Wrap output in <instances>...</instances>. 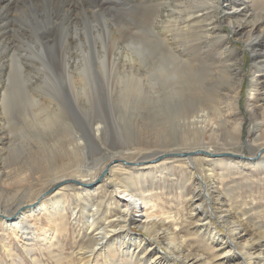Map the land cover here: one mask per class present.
Instances as JSON below:
<instances>
[{"label":"bare ground","instance_id":"6f19581e","mask_svg":"<svg viewBox=\"0 0 264 264\" xmlns=\"http://www.w3.org/2000/svg\"><path fill=\"white\" fill-rule=\"evenodd\" d=\"M161 1H164L162 2L164 7L166 5V0ZM218 2V0H171L170 3L173 5L172 7H174V10H172L173 12L165 15L167 18L165 21L163 16L164 12L161 13L162 8L158 10L156 7L158 14L154 18L153 28L150 29L149 32L151 37H147L146 40L140 41L137 46L133 45L135 44L134 41H131V43L127 45L122 44L123 46H121L120 49H123L121 50L123 53L119 54L122 62H119L120 64L117 66L114 63H112L114 65L109 66L110 71L118 70V80L123 83L121 93L129 95L134 99L136 108L131 113V117L134 122L136 123L144 120V124H146L147 121L148 126H146V128L149 129V132L147 133L146 138H154L153 142L139 143L142 138L141 135H139L140 133L132 131L133 128H136V130L138 128L135 126V123L125 125V128H130L129 132L131 131L130 135L134 139L132 144L135 145V148L136 145H142V148H144V146H161L168 147V149H170L169 147L176 149V151L173 152L161 153V151L156 154V156L160 155L159 157L161 158H186L181 155L189 153L194 155L196 153H200V151L207 158L212 156L210 153V148L212 146L204 138L210 131L211 135H214L213 124H210L207 121V114H198L201 111L204 112V110H193L190 107L188 101L191 100V97L189 96L187 87L190 85H202L205 84V82L208 84L213 80V75L201 74L198 67L193 65L188 53H186V47L191 42L190 37H194L192 41H196L197 43L203 41V44L207 46L209 53H215L217 55L216 62L220 65L223 71L226 72V74L231 75L230 73L232 72H239V74L232 79L230 87L227 90V94L224 97L226 104L222 103L223 108L220 109L222 113H228L229 117H231L229 120L234 119L237 131H239L243 126V123L238 122L237 120L239 116L237 114V108L239 106V99L241 97V90L243 87L241 76L243 72L241 64L243 62L244 51L247 49L252 53L253 76L249 108L251 115L256 121V127L253 130V135L256 139L260 138L262 134L264 136V15H259L255 10H253L254 12H251L255 0H227L225 2V6L223 7L224 15L223 17H220L212 12L215 11V9H219ZM259 2L261 1L259 0ZM29 4L30 7H28V9L17 8V10L14 11L16 18H26L25 21L29 22L30 28L26 31L27 34L29 32H33V30L41 33L45 31L44 28L50 29L47 30V32H53V29L66 30L68 32V38H74L75 42H77L79 41L76 40V38L79 37L78 30L81 29L82 31V29H84L86 30V33L90 30L88 27L89 24L87 22L85 23L84 19L94 18L97 21V18L100 20L103 18L104 9L102 7L99 8L95 6V3L93 4L88 0H32ZM199 5L203 7H200ZM24 7H27L26 2ZM202 11L206 12V14H202ZM208 11H210L213 15H210ZM199 13H201V15L196 16V14ZM11 14L12 12L8 10V7L0 5L1 22L5 17L10 16ZM207 15H209V18L206 17ZM94 19L92 20L94 21ZM193 19L201 21L197 23L193 22L191 24ZM203 20L205 22H203ZM221 21L226 25L232 26V32L229 33L232 35L231 39L228 35L220 36L223 33L220 28ZM101 26L102 25H100V27ZM131 30L132 28L127 27V31L131 32ZM139 33L143 34L144 31L139 30ZM153 33L155 36H152ZM168 33H170V35ZM29 35L32 37L30 33ZM233 41L240 42L244 48L238 56H235V53L233 54V50L235 49L234 45L231 44ZM155 44L160 45L159 52L156 53H154L153 50V46H155ZM1 47L2 46H0V49H3ZM5 50L9 53L11 49L8 47ZM139 56H143L144 60L141 61ZM10 63L13 64L12 68H10L12 70L10 71H8L6 62H3V65L1 64L2 66L0 67V74H2L0 75V79L10 78L13 84L11 88H5L4 86L0 87V96L2 97L0 98L2 99L1 114L4 115L5 112L8 113V111L19 105L24 106H20L18 108H21V111L27 110L32 125L38 128L39 132L47 134L43 140H40L42 137L37 140L40 145L39 147L42 150L40 153L43 155V162L30 165V174L27 176L24 170L19 169L16 170L17 173L13 176L16 178L23 176V178L21 177V181L19 183L28 182L30 180L36 183V180L39 177L40 179L51 177L50 182L47 184L49 186L63 183L68 179L71 181H79L82 185H89L100 177L99 174L101 170L98 171L96 169L97 164L106 158L110 161V164L102 170L104 175L106 173L108 174V177L104 182L113 183V191L117 195L116 197L120 198L119 206L116 207L118 208V214L112 216L114 209L112 210L110 207H107V205L106 207H103L104 200H100L98 203L92 201L90 204L86 196L84 198L80 193H78L76 200L78 202L80 200H85L88 207H82L81 213L80 210L78 212L75 211L74 208L71 209V211L73 213V217H75V223L79 222L78 224H80V222L84 221V230L89 233L86 236L89 238V244L86 247L84 246L85 248H83V245L80 246L81 248L78 252H71L67 260H65L62 258L65 250L61 243V246L57 247V250L60 251V255L54 257L56 262L60 264H97L96 257L102 255L104 258L102 262H100L102 264H209L208 261L199 258L197 255L191 254V250L189 252L186 245L187 242L178 238V232L176 227H174L176 225L174 220L168 221L169 219L166 217L164 210L158 209L154 199H151V195H146V193L149 192V189L145 186V175L143 176L141 173L138 175L137 181L140 188L128 186L126 182L125 185L122 186L121 184L124 183V180H122L121 176H119L121 179L118 178L117 175H122V172H125L126 168L122 167L123 169L118 171L111 170L112 166L119 164L115 163L120 159V157L132 153L129 149L131 146L127 147V151H123L124 149L120 147L122 151H116V153H103L101 151L102 149L100 148V150L97 145L102 142L103 136L106 133V127L101 120L96 117H93V121L90 123L84 122L85 124H83L78 122L75 126V124H70L75 122L73 121L64 124L63 128L54 127L56 121L66 122V120L60 116L63 112L62 106L55 103V97L47 93L41 92L40 94L34 93L32 95L31 92H27V95L25 93H20L21 89H18L19 86L16 88L15 85H20L24 82V79L20 81L19 78H16V76H18V72L14 71V64L16 63ZM100 64L102 65L100 70L103 71L102 74H105L104 70H107V64ZM82 65L83 67L78 70V67L75 69L72 63L68 62L66 68L67 71L73 75L69 74V79L72 83L74 82V75L77 76L78 80L74 82V84L77 86L81 85L83 88L79 91V94L87 96L88 91L86 92L85 88L91 83L93 80L92 78L94 77H91L92 69L89 68V64L84 62ZM41 71L42 70H40V72ZM21 75L22 74H20V76ZM44 75L46 78L51 80L52 75L48 70L44 73ZM48 79H45V81H50ZM221 79H225V77L223 76ZM143 82L150 84L151 91L157 95L149 96L146 94L145 99V96L143 95L145 94V89L142 86ZM156 84H159L160 91H157L158 87H156ZM114 91H116V88ZM147 92L149 91H146V93ZM41 97H44L43 99L48 98L47 100H51L48 101L47 104L49 107H52V109L49 107H43V103L38 101ZM151 101L154 105L150 109L149 104ZM165 105L166 109L164 110L162 107ZM144 106H147L149 109L141 108ZM45 114H47V116L42 119ZM145 116L147 118H143ZM177 131H179V133H177ZM48 135H51V140L45 139ZM208 140H210V136L208 137ZM127 144L128 142H124V145ZM178 144H180V147L187 145H191V147L185 148V150L189 149L187 152H182L180 151V148L174 147V145L177 146ZM237 144H235V146L240 148L241 141L237 142ZM257 147V152H259L264 148V142ZM112 148V150H114V148L116 149V146ZM237 151L240 152L239 150H235V152ZM96 152L99 154L93 155V157L95 158V156H100V158H93L92 162H89L88 158L90 155ZM149 157L150 156H143L142 158L146 160ZM133 158L134 157H132V159ZM187 158L189 159L184 160L186 162V167L195 169L192 159H190L189 156H187ZM258 158V154L251 158L253 166H262V161H259ZM19 159H21V157ZM198 159L205 162V164L203 163V167H209L210 164L206 162L205 157H200ZM58 162H61L62 166H58ZM238 163L239 164H226V167H233L236 171L239 169L246 171V169H244L245 163L242 161ZM139 165L141 164L139 163ZM143 165L144 164H142V166ZM160 167L162 170L164 169L163 166ZM236 174L237 173H235V175ZM198 184H195L194 186L196 187V192L199 190L200 195H194L193 201L197 199L202 202L198 204L196 207L197 210L192 216L194 217L198 213V210L202 209L204 212L199 213L198 216L200 217L196 221V224L209 219L207 218V215L211 214L209 209L207 210L208 205H206L205 202L206 197H202L201 195L203 194L202 187ZM95 191L96 190H94V192ZM65 193L64 188L62 189V193H60V195ZM28 195L29 194H25L24 197L27 198ZM40 198L42 197L40 196L37 199ZM65 198L66 197H63L61 202L56 201L50 205L43 200H36L38 205L30 211H24L28 209L29 206H24L25 203L23 199L19 203L12 204L10 206L0 205V215L3 216V218H0V223L2 224L1 226L11 231L12 235L15 236L16 239H22L25 242L34 241V239L37 238L43 239L44 241L46 240V245L53 247L55 246V241L59 240L58 236H65L69 232V224L64 208ZM214 202L215 203L210 206L213 215H215V218L221 222L222 225L227 227V237L218 236L217 233L207 230V235L212 236L209 238L212 242V246L210 248L211 252L216 251L219 253V255H215L214 258L228 257L223 261L226 262V264H264V230H261L260 234H256L253 231H246V228L243 229V227L244 222L247 221L242 220V222H240V217L232 214L234 209L232 210L230 207L226 208L225 206L220 205V198L216 199ZM110 205L111 204L109 203V206ZM32 206H35V203L32 204ZM215 209L218 212L214 213ZM42 214L46 215L48 223L51 224L50 226L45 227L40 224L36 226L33 224L32 218H35V221L40 220V215ZM108 215H110V217H108ZM113 217L115 218L111 220ZM136 224H139V227L142 228L146 234H148V239L135 237L131 231V227ZM201 229H204L203 232L206 234L205 225L202 227L196 225L195 232L200 231ZM123 238L125 240L127 239L126 243L123 242ZM118 240H120L119 246L117 243ZM159 244L165 248L164 253L160 252L161 248L159 247ZM4 246L9 247V245ZM10 248L11 247H9L6 252L7 257H12V250ZM237 248H240V255L235 253L232 254V251ZM143 249L146 251L145 254L149 253V257L145 258L144 255L140 256ZM218 250L221 251L218 252ZM27 254H30V250ZM32 261L35 264H42L40 262L37 263L38 259L36 260V258H33Z\"/></svg>","mask_w":264,"mask_h":264},{"label":"rangeland","instance_id":"374dc122","mask_svg":"<svg viewBox=\"0 0 264 264\" xmlns=\"http://www.w3.org/2000/svg\"><path fill=\"white\" fill-rule=\"evenodd\" d=\"M30 1L32 0H0V5L8 7V10L12 12V14L5 17L2 22L0 21V46L3 48L0 49V67L3 65V62H6L8 71H10L12 70L10 68H12L13 65L10 62L16 63L14 64V71H17L19 76H16V78H19L20 81L24 79V82L20 85H15L16 88L19 86L18 89H21L20 93H25L27 95V92H31L32 95L34 93L40 94L43 92L55 97V103L60 104L63 108V112L60 116H62L66 122L56 121L54 127L63 128L64 124L73 121L75 122L70 124H75L76 126L78 122L85 124L93 121V117L99 118L106 127V133L103 136L102 142H100L101 144H98L99 146L97 145L99 149H102L100 150L103 153H116V151H122V149H124L123 151H127V147L131 146L129 149L132 153L124 155L127 158L124 156L120 157L121 160L119 159L115 163L119 164L114 165L111 168L113 171L123 169L122 167L126 168L125 172H122L123 176L121 174L117 175L118 178L121 176L122 180H124V183L121 185L124 186L126 182L128 186L140 188L137 181L138 175L140 173L143 176L145 175V186L149 189V192L146 193V195H151L150 197L151 199H154L158 209L164 210L166 217L169 219L168 221L174 220L176 223L174 227H176L178 232V238L187 242L186 245L189 252L191 250V254L197 255L199 258L208 261L209 264H226V262L223 261L228 257L214 258V256H218L219 253L216 251L211 252L210 248L212 246V242L209 238L212 236L207 235V230H210L211 232L217 233L218 236L227 237V227L222 225L221 222L215 218V215H213L210 208V206L215 203L214 201L216 199H221L220 205H223L226 208L230 207L232 210L234 209L232 214L238 215L240 217V222H242V220L247 221H243V229L246 228V231H253L256 234H260L261 230H264V148L257 152V146L264 142V136L262 134L260 138L256 139L253 135V130L256 127V121L251 115L249 108L253 76L252 53L246 49L244 51L243 62L241 64L243 72L241 75L243 87L241 90V97L239 99V106L237 108V114L239 115H237V120L238 122L243 123V126L239 131H237L234 119L229 120L231 117H229L228 113H222L220 109L223 108L222 103L226 104L224 97L227 94V90L230 87L232 79L237 76L239 72H232L230 73L231 75L226 74V72L223 71L220 65L216 62L217 55L215 53H209L208 48L203 44V41L197 43L196 41H192L194 37H190L191 42L186 47V53H188L193 65L198 67L201 74L213 75V80L208 84L205 82V84L202 85H190L187 87L189 96L191 97V100L188 101L190 107L193 110H204V112L201 111L198 114H207V121L210 124H213L214 135H211L210 131L204 138L212 146L210 148L212 156L207 158L202 153H196L191 156L190 159L194 162L195 169L186 167V162L184 160L189 159L187 157H164L155 163L153 161L160 156H156V154L161 151V153L173 152L176 151V149L173 147H169L170 149H168V147L161 146H144V148H142V145H136V148L134 147L135 145L132 144L134 139L130 135L131 131L129 132L130 128H125V125L135 123L131 117V113L136 108L134 99L129 95L121 93L123 83L118 80V70L110 71L109 66L114 64L117 66L122 62L119 55L123 53L121 52L123 49H120L121 46H123L122 44L127 45L131 43V41H134L135 44L133 45L137 46L140 41L146 40L147 37H151L149 32L150 29L153 28L154 18L158 14L156 7L158 10L162 8L161 13L164 12V21L167 20L165 15L173 12L172 10H174V7H172L173 5L170 3L171 0H166V5L164 7V4H162L164 1L161 0H88L93 4L95 3V6L99 8L102 7L104 9L103 18L101 19L102 21L99 18H97L96 21L94 18L84 19L82 17L85 23L87 22L92 28L88 25L90 30L87 33L84 29H82V31L81 29L78 30L79 37L76 38V40L79 41L77 42H75L74 38H68V32L66 30L53 29V32H47V30L50 29L44 28L45 31L41 33H38L36 30L29 32L32 37L29 33L27 34L26 31L30 28L29 22L25 21L26 18H16L14 11L17 10V8L28 9V7H30ZM218 1V4L222 7L218 5L219 9H215V11L212 12L220 17H223V7L225 6V2L227 0ZM260 1L261 2H259V0H255L251 12H254L253 10H255L259 15H264V0ZM25 2L27 3V7H24ZM199 6L203 7L201 5ZM201 13L206 14V12L203 11ZM201 13L196 14V16L201 15ZM208 13H210V15L212 14L210 11H208ZM206 17L209 18V15ZM92 19H94V21ZM199 21L201 20L193 19L191 24ZM203 22L205 21L203 20ZM100 25L104 26L100 27ZM127 27L132 28L131 32L127 31ZM220 28L223 32L220 36L228 35L231 39L232 35L229 33L232 32V26L226 25L221 21ZM138 29L143 30L144 33H139ZM168 34L170 35V33ZM152 36H155V34L153 33ZM231 44L235 47L233 50V54L235 53V56H238L242 49H244L242 44L238 41H233ZM8 47L11 49L9 53L5 50ZM153 47L154 53L159 52L160 45L155 44ZM166 56L169 57L168 55ZM139 58L141 61L144 60L143 56H139ZM150 60L152 61L151 58ZM68 62H71L75 69L78 67V70L83 67L82 64L84 62L88 63L89 68L92 69L91 77L94 78H92L93 80L91 79V83L85 88V91H88L87 96L79 94V91L83 88L81 85L77 86L74 84V82L78 80L77 76L74 75L75 78L73 77V83L69 79V74L72 75V73L67 71L66 67ZM100 63L103 65L107 64V70H104L105 74H102L103 71L100 70V67L102 66ZM40 70L42 71L40 72ZM47 70L52 75L51 80L46 78L44 75ZM20 74L22 75L20 76ZM223 76L225 79H221ZM45 79L50 81L47 82ZM0 80V87L4 86L5 88H11L13 85L10 78ZM142 86L145 89V94H143L145 99L146 94L149 96L157 95L151 91V86L150 84H147V82H143ZM156 87H158L157 91H160L159 84H156ZM115 88L116 91H114ZM146 91L149 92L146 93ZM0 98L2 97L0 96ZM43 98L44 97L39 98L38 101L43 103V107H49L47 102L51 100ZM153 105L154 104L151 101L149 108L151 109ZM1 106L2 99H0V205L10 206L12 204L19 203L23 199L25 203L24 206H29L28 209L24 211H30L38 205L36 200H43L50 205L56 201L61 202L62 198L66 197L64 208L69 224V232L65 236H58L60 242L59 240H56L55 246L50 247L46 245V240L44 241L43 239L37 238L34 239V241L29 242H25L22 239H16V237L12 235V232L5 229L0 223V264H35L32 261L33 258H36V260L38 259L37 263L60 264L56 262L54 257L60 255V251L57 250V247H60L61 243L65 250L62 258L65 260H67L71 252H78L81 248L80 246L83 245V248H85L89 244V238L86 237L89 233L84 230V221L80 222V224H78L79 222L75 223V217H73V213L71 211V209L74 208L75 211L79 212L80 210L81 213L82 207H88L85 200H80L79 202L76 200L78 193H80L84 198L86 196L90 204L92 201L98 203L100 200H104L103 207H106L107 205V207H110L112 210L114 209L112 216L118 214V208L116 207L119 206L120 198L116 197L117 195L113 191V183L104 182L108 177V174L106 173L104 175V172H102V170L110 164V161L105 158L102 162L97 164L96 169L98 171L101 170L102 173L100 172V177L93 183L97 182L101 177L102 180L95 185H93V183L89 184L95 187L75 185L67 182L69 180L68 179L63 183L56 184L60 186L54 192L43 197V194L56 186L47 185L50 182L51 177H46L45 179H40L39 177L36 180V183L31 180L19 183L21 181V177L23 178V176L16 178L13 175L17 173L16 170L19 169L24 170L27 176L30 174V165L43 162V155L40 153L42 150L39 147L40 145L37 140L41 137L42 139L40 140H43L47 134L39 132L38 128L32 125L27 110L21 111V108H18L21 105L11 109L8 113L5 112L4 115L1 114ZM49 108L52 109V107ZM141 108L148 107L144 106ZM162 109L165 110L166 105L163 106ZM46 116L47 114H45L42 119ZM143 118L147 117L145 116ZM144 123V120L136 122L135 126L138 128L137 130L136 128H133L132 131L140 133L139 135H141L142 138L139 143L153 142V137H150V139L146 138L149 129L146 128V126H148L147 121L146 124ZM177 133H179V131H177ZM50 136L48 135L45 139L51 140ZM209 136L210 140H208ZM240 141V148L236 147L235 144ZM124 142H128V144L124 145ZM115 146L116 149L114 148V150H112V147ZM174 147L180 148V151L182 152H187L189 149L185 150V148H190L191 145L180 147V144H178L177 146L174 145ZM235 150H239L240 152H235ZM98 154V152L91 154L88 158L89 162H92V159L94 158L93 155ZM256 154L259 155L258 160L262 161L263 167L260 165L253 166L251 158ZM143 156L150 157L144 160V158H142ZM20 157L21 159H19ZM132 157L134 158L132 159ZM200 157L206 158V162L210 164L209 167H203L205 162L199 160L198 158ZM95 158H100V156H95ZM124 161L128 162V164H124ZM241 161L245 163L244 169H246V171L243 169L236 171L233 167H226V164H239L238 162ZM129 163L132 164L129 165ZM139 163L141 165H139ZM142 163L144 164L143 166ZM58 166H62V163L58 162ZM160 166H163L164 169L162 170ZM235 173L237 174L235 175ZM195 184L202 187L203 194L201 195L202 197H206L205 202L206 205H208L207 210L209 209L211 212V214L207 215V218L209 219L203 220V222L199 224H196V221L200 217L198 215L204 211L202 209L198 210V213L196 212L197 214L194 217L192 216L195 214L198 204L202 202L197 199L193 201L194 195H200L199 190L196 192V187L194 186ZM64 188L66 195H60V193H62V189ZM93 189L96 191L94 192ZM25 194H29L27 198L24 197ZM40 196L42 198L37 199ZM34 203L35 206H32ZM109 203L111 204L110 206ZM216 212L218 211L215 209L214 213ZM108 217H110V215H108ZM40 218L41 219L37 221H35V218H32L33 224L36 226L40 224L45 227L51 225L48 223L46 215L42 214L40 215ZM114 218L115 217L111 220ZM195 224L199 227L205 225L206 234L203 232L204 229L195 232ZM131 229L135 237L149 238L148 234H146L142 228L139 227V224L131 227ZM123 242L126 243L127 239L125 240L123 238ZM117 243L119 246L120 240H118ZM4 245H9V247H11L12 257L6 256V252L9 247ZM159 247L161 248L160 252L164 253L165 248L160 244ZM29 250L30 254H27ZM220 251L221 250H218V252ZM145 252L146 251L143 249L140 256L144 255L145 258L149 257V253L145 254ZM233 253L240 255V248L234 249L232 251V254ZM103 259L102 255L96 257V263L102 264L100 262H102Z\"/></svg>","mask_w":264,"mask_h":264},{"label":"water","instance_id":"95a60500","mask_svg":"<svg viewBox=\"0 0 264 264\" xmlns=\"http://www.w3.org/2000/svg\"><path fill=\"white\" fill-rule=\"evenodd\" d=\"M200 153H201V151H200ZM181 156H184V157H187V156H189V157H191V156H193V155H191V153H189V154H183V155H181ZM159 160H161V157H158V158H156L153 162H158ZM124 164H128V162H123ZM151 163V162H150ZM130 164H132V163H129V165ZM143 164V163H142ZM133 165H135V164H133ZM102 180V177L100 178V179H98V181L97 182H95L94 183V185L95 184H98L100 181ZM67 182H69V183H73V184H77V185H82L79 181H76V180H74V181H67ZM60 185H56L55 187H53V189H51L50 191H48V192H46L45 194H43V196H46L47 194H49V193H52V192H54L58 187H59ZM82 186H84V187H89V186H93V185H85V184H83ZM0 217L1 218H3V216L2 215H0Z\"/></svg>","mask_w":264,"mask_h":264}]
</instances>
